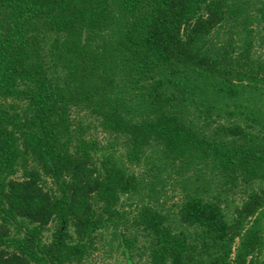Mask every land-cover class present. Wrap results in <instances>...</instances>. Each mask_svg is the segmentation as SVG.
I'll return each instance as SVG.
<instances>
[{
    "label": "trees",
    "instance_id": "obj_1",
    "mask_svg": "<svg viewBox=\"0 0 264 264\" xmlns=\"http://www.w3.org/2000/svg\"><path fill=\"white\" fill-rule=\"evenodd\" d=\"M96 254L264 264V0H0V264Z\"/></svg>",
    "mask_w": 264,
    "mask_h": 264
},
{
    "label": "rangeland",
    "instance_id": "obj_2",
    "mask_svg": "<svg viewBox=\"0 0 264 264\" xmlns=\"http://www.w3.org/2000/svg\"><path fill=\"white\" fill-rule=\"evenodd\" d=\"M78 115V114H76ZM95 123H93V127L89 130L90 134L95 137L98 138V140L105 142L106 141V137L107 135L105 134V132L101 131L99 128L94 126ZM135 170H137V167H134ZM51 224H50V229L47 231H44L43 236L44 238L47 240L50 235H51ZM103 258L101 255L96 254L94 261L92 260V264H99L100 263V259ZM106 261H108V263L110 264H119L117 260H115L114 258L111 259H105Z\"/></svg>",
    "mask_w": 264,
    "mask_h": 264
},
{
    "label": "water",
    "instance_id": "obj_3",
    "mask_svg": "<svg viewBox=\"0 0 264 264\" xmlns=\"http://www.w3.org/2000/svg\"><path fill=\"white\" fill-rule=\"evenodd\" d=\"M85 34L83 33V38H84Z\"/></svg>",
    "mask_w": 264,
    "mask_h": 264
}]
</instances>
